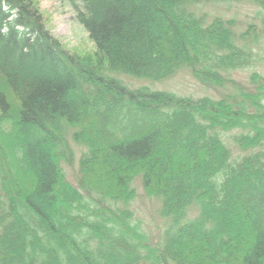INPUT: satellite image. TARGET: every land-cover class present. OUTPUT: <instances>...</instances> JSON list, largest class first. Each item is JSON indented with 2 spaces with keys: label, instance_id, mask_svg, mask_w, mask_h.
Segmentation results:
<instances>
[{
  "label": "trees",
  "instance_id": "trees-1",
  "mask_svg": "<svg viewBox=\"0 0 264 264\" xmlns=\"http://www.w3.org/2000/svg\"><path fill=\"white\" fill-rule=\"evenodd\" d=\"M78 1L93 55L66 48L40 0H0V264H264V74L231 75L258 64L264 28L205 24L184 8L201 0ZM184 66L235 91L188 97L117 75ZM71 131L88 149L77 184L62 166ZM138 177L169 222L159 243L118 206Z\"/></svg>",
  "mask_w": 264,
  "mask_h": 264
},
{
  "label": "rangeland",
  "instance_id": "rangeland-1",
  "mask_svg": "<svg viewBox=\"0 0 264 264\" xmlns=\"http://www.w3.org/2000/svg\"><path fill=\"white\" fill-rule=\"evenodd\" d=\"M42 9L47 15V24L53 34L72 52L81 55H93L95 44L89 37L88 32L80 23L77 13L82 8V2L76 0L75 7L68 0H40ZM187 12L204 19L208 24L216 16L224 18H235L238 21L239 31L245 30L250 24L256 25L258 30L264 28V11L256 5L253 0H201L184 5ZM254 48L255 58L258 64L252 68H244L232 72V77L243 85H249V75L257 70L264 74V43L251 45ZM122 81L131 88L150 87L154 90L169 91L181 96L202 97L205 95L219 98L225 93L235 91L233 85L208 86L202 84L194 77L188 67L180 68L170 77L155 81L146 78L130 77L125 74H117ZM74 130V129H73ZM72 132L69 134L70 144L75 150L74 162L62 163L66 176L73 183L77 184V177L80 174V158L88 151L82 143L74 141ZM241 132L240 129H233L223 132V137L233 151V157L238 158L247 154L236 143L234 136ZM261 149H264L261 148ZM136 189V197L127 205L120 203L119 207L133 210L135 219L151 236V243H159L169 226V222L161 214L162 202L160 198L149 197L144 189L142 177L136 178L133 183ZM155 245V244H153Z\"/></svg>",
  "mask_w": 264,
  "mask_h": 264
}]
</instances>
